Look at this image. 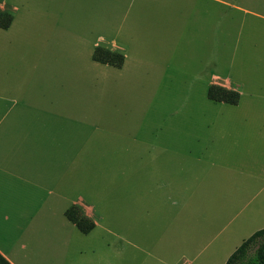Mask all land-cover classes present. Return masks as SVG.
Here are the masks:
<instances>
[{
    "label": "rangeland",
    "instance_id": "374dc122",
    "mask_svg": "<svg viewBox=\"0 0 264 264\" xmlns=\"http://www.w3.org/2000/svg\"><path fill=\"white\" fill-rule=\"evenodd\" d=\"M131 1L0 0L12 16L8 29L0 27V115L5 107H26L22 99L37 112L68 115L66 121H58V128L73 132L68 143L74 147V189L69 195L92 204L103 214V224L111 226L127 223L122 217L115 220L114 200L132 198L130 205L122 199L121 206L138 212L135 222L147 231L143 240L148 243L173 225L186 235L196 231L206 218L209 191H226L227 178L235 181V193L243 194H235L234 215L226 221L217 217L214 239L193 262L224 264L243 240L264 228V98L252 95L258 91L247 94L254 91L247 85L238 105L229 106L209 101L206 92L211 74L219 79L228 76L237 84L257 76L259 84L264 83L262 66L261 77L256 71L242 76L246 59L258 44L251 29L264 23L243 10L260 14L264 5L259 0H194L201 5L200 23H187L183 35L162 44V25L157 22L161 18L154 16L150 22L147 18V23L137 19V4L130 8ZM4 23L0 17V25ZM127 34L133 41L121 69L91 60L98 36L121 46ZM133 143L180 146L179 153H168L169 165L184 162L186 171L195 174L186 176L183 199H156L148 193L150 186L134 185L135 180L116 175V161L128 154L118 149ZM239 171L261 176L260 181L249 177L246 194L251 195L240 211L238 197L246 194L237 184L244 178ZM210 172L216 178L209 177ZM4 197L5 189L0 188V249L5 253V247L12 245L17 252L24 241L17 239L19 224L5 222ZM19 203L22 207L17 208H27V202ZM55 207L64 219L68 201H57ZM18 217L24 222L28 218ZM73 253L70 264H97L89 261L97 254H106L113 264L149 263L130 248L115 255L113 246L96 247L87 241L76 245Z\"/></svg>",
    "mask_w": 264,
    "mask_h": 264
},
{
    "label": "crops",
    "instance_id": "0c3cea01",
    "mask_svg": "<svg viewBox=\"0 0 264 264\" xmlns=\"http://www.w3.org/2000/svg\"><path fill=\"white\" fill-rule=\"evenodd\" d=\"M259 2L264 5V0H259ZM135 4H137V19H143L147 23V18L149 22L150 18L154 16L161 18L157 22L162 25L164 40L162 44H167L165 43L166 39H176L183 35L187 23H200L201 5L194 0H132L130 8H133ZM196 5L198 9H196ZM12 9L16 10V8ZM243 11L253 14L255 18L264 22V13L258 14L246 9ZM5 14L11 17V22L6 28L8 29L12 23V16L8 14L5 3H1L0 15ZM251 32H256L258 44L256 51L251 52L250 57L248 56L246 59L247 70H242L243 79L248 77L243 74L246 71L254 75H256V71L259 73V77L262 76L263 71L264 75V23H259L254 31L251 29ZM167 33L170 36L167 37ZM124 38L122 45L117 46V42L113 40L105 42L102 36H98L92 45L91 60L96 49L118 54L123 57V62L119 68H113L121 69L128 58L125 51L133 41L131 34L125 35ZM260 66H262L261 72ZM248 78L244 79V83L242 81L237 84L233 83L228 76L219 79L216 75L211 74L208 87L217 86L236 92L238 101L235 105L226 104L229 106L238 105L239 99L245 94L244 89L247 85L251 90H254L247 94L258 91V94L252 95L264 98V83L259 84L258 82L261 79L254 76L250 78L252 79L250 81ZM21 104L26 107L17 109L10 106L5 107V113L0 115V188L5 189V222L10 225L19 224L21 233L17 239L24 241L20 242L17 252L14 251L12 245L5 247V253L0 249V256L9 264H70L74 255V247L85 241L96 247L100 243L108 248L113 246L115 255H120L124 249L130 248L140 252L142 262L149 261L148 264H154V262L170 264L172 261L174 264H193L202 250L214 239V235L218 231L217 217L223 216L226 221L234 215L235 194L241 196L239 194H243V191L235 193L237 189L233 187V184L236 182L227 178L226 187L229 189L218 191L215 188V190L209 191L208 205L204 211L206 218L199 223L198 229L189 235L180 231L178 225H173L171 229L168 227L162 230L156 242L152 239L149 243L144 241L143 239L147 238V233H145L147 231L142 230L143 226H139L135 222L138 212L132 210V207L121 206L124 205L122 199L126 205H130L132 198H116L114 200L115 220L118 222L122 217L127 222L125 225L103 224V214L97 213L92 204L84 203L81 196L74 200L69 195L72 188L74 189L72 154L74 147L68 143V139L73 137V132H69L65 128H58V121H66L68 115L50 111L37 112L30 106L32 103L29 100L22 99ZM57 108L59 109L58 106L55 107V109ZM261 118H264V112H261ZM176 147L157 144L143 146L133 143L128 147L118 149L119 152L128 154H124L119 163L116 161V175L121 174L124 178L135 180L134 185L150 186L148 193H151L156 199L169 201L175 196L178 199H183L187 183L186 176L188 174V177H194L195 174L186 171L184 162L177 161V166L169 165L168 161L171 156L168 153L180 152V146ZM83 150L81 148L78 151ZM181 152L184 150L181 149ZM178 159L183 160L184 156H179ZM262 172H264L263 168ZM209 175V177L216 178V176H211V172ZM239 175L244 177L241 181H237V184L243 186L244 194L250 192L247 186L250 184L249 177L258 181L261 178L258 174L251 173L249 175L244 171H239ZM211 183L216 184L217 180H211ZM172 184L176 185V189H172ZM258 192L259 188L253 190L252 193L256 195ZM250 195L238 197L242 200L237 204L239 211L245 207L244 203ZM57 201H68V208L77 207L81 214L92 222L93 228L88 233H81L65 217L64 213L68 208L63 212L64 219H61L55 207ZM19 202H27V208L24 210L17 208V205L22 207ZM193 213L196 222H199L197 211ZM18 216H27L28 218L24 222ZM138 231L141 232L139 234L140 244L136 240ZM94 251L91 252L93 255ZM83 253L79 251L80 256ZM71 254L73 255L71 256ZM170 257L173 259L169 260ZM89 261L97 264L100 261L105 264H113L106 258V254H97L95 260L89 259Z\"/></svg>",
    "mask_w": 264,
    "mask_h": 264
},
{
    "label": "trees",
    "instance_id": "16d2710c",
    "mask_svg": "<svg viewBox=\"0 0 264 264\" xmlns=\"http://www.w3.org/2000/svg\"><path fill=\"white\" fill-rule=\"evenodd\" d=\"M0 17L5 18V23L0 25V27L6 29L11 22V17L9 15H0ZM92 60L119 68L123 62V57L96 49L92 54ZM206 97L211 102L229 105H235L238 101V94L236 92L217 86L208 87ZM64 215L83 234L88 233L93 228L92 222L85 218L75 206L68 208ZM0 264L9 263L0 256ZM224 264H264V228L254 232L242 241Z\"/></svg>",
    "mask_w": 264,
    "mask_h": 264
}]
</instances>
